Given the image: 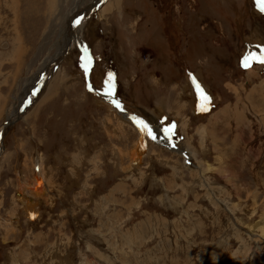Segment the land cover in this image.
<instances>
[{
	"label": "rangeland",
	"instance_id": "rangeland-1",
	"mask_svg": "<svg viewBox=\"0 0 264 264\" xmlns=\"http://www.w3.org/2000/svg\"><path fill=\"white\" fill-rule=\"evenodd\" d=\"M261 50L258 0H0V264H264Z\"/></svg>",
	"mask_w": 264,
	"mask_h": 264
},
{
	"label": "snow or ice",
	"instance_id": "snow-or-ice-1",
	"mask_svg": "<svg viewBox=\"0 0 264 264\" xmlns=\"http://www.w3.org/2000/svg\"><path fill=\"white\" fill-rule=\"evenodd\" d=\"M258 3L260 4L262 10H264V0H258ZM79 22V21H78ZM85 52H87V49H85ZM83 68L85 73H88L90 71L91 65H92V60L91 57L88 55H85L83 57ZM253 62H258L260 64H264V50H261V54L259 56H256L254 54H249L243 58L242 61V66L245 68H248L251 66ZM107 90L104 93V95L108 98H112L114 96L115 92V85L113 83V77L111 74L108 76V80L106 82ZM199 87V86H197ZM91 91V88H89ZM202 104H201V110H207V105L209 104V97L203 93L201 90L200 92ZM112 103L117 107L120 108V104L118 101L112 100ZM138 126L140 127L142 132H145L147 135L151 136L152 139H155V135L152 133L151 129L148 127L147 124H145L143 121H137ZM174 128V126H173ZM173 128H166L164 131L166 135H170L173 131Z\"/></svg>",
	"mask_w": 264,
	"mask_h": 264
},
{
	"label": "bare ground",
	"instance_id": "bare-ground-1",
	"mask_svg": "<svg viewBox=\"0 0 264 264\" xmlns=\"http://www.w3.org/2000/svg\"><path fill=\"white\" fill-rule=\"evenodd\" d=\"M10 0H8V2H9ZM12 2H13V5H14V0H11ZM16 3V2H15ZM99 2H96V4H93L92 6L95 8L96 6H97V4H98ZM31 4V3H30ZM29 4V5H30ZM77 7V6H76ZM9 8H11V10H14V6H9ZM27 8V7H26ZM107 10H105V12H106ZM14 12V11H13ZM26 12V11H25ZM85 14V13H84ZM15 15H16V13H15ZM75 15H78V14H74L73 16H72V18H68V21H67V24H66V26H65V28H64V30H62L61 31V35H60V39H59V43H61L62 44V41H63V35L65 34V31L67 32L68 31V25H69V27H70V23L72 22V20H73V17L75 16ZM13 24H14V22H13ZM72 32V31H71ZM74 36V35H73ZM65 37V36H64ZM69 46V45H68ZM6 48V47H5ZM11 57V56H10ZM48 62V61H47ZM47 62H45V65L47 64ZM199 104L200 105H198L197 106V110L199 109V110H201V104H202V101H200L199 102ZM121 109V108H120ZM122 110V109H121ZM126 114V113H125ZM177 115V114H176ZM126 116V115H125ZM29 119V117H25V120L27 121ZM133 120V119H132ZM112 121V120H111ZM7 123H10V121H8ZM136 124H138V123H136ZM11 125H13V123H11ZM121 126V125H120ZM119 126V127H120ZM113 127V126H112ZM112 127H111V129H112ZM141 133H142V138L144 139L145 137H146V133L145 132H142L141 131ZM141 135V134H140ZM2 140V139H1ZM2 142V141H1ZM145 142V141H144ZM171 146H173L172 144H171ZM143 140H140V142H138L137 143V148H136V150L133 152L134 154H136L135 155V157H136V159H135V161H134V158H132L133 160H132V162H134V164L135 165H138V166H140L141 165V161H142V158H143V153H142V151H143ZM144 152V151H143ZM133 153H132V155H133ZM6 157H8V155H6ZM6 159V158H5ZM4 160V158L2 159V160H0L1 162L0 163H2V161ZM34 161V160H33ZM39 165H43V164H41V163H39ZM39 178L38 177H36L35 178V176H34V178L33 179H31V178H27V180L29 181V182H31L32 180H33V182L34 183H37V187L35 188V191L33 192L34 193V196H36L37 197V200H38V202H40V199L41 198H45V197H47V186H48V183H46V186H44V181H46L45 180V178H44V174H43V166H42V168H39ZM25 176H26V174H25ZM47 182V181H46ZM54 183V182H53ZM27 185V184H26ZM33 186V185H32ZM34 187V186H33ZM20 190H21V193H23L25 190H23V188H20ZM43 198V199H44ZM1 199V198H0ZM50 199H52V198H50ZM45 200H47V199H45ZM12 201H14L15 202V200H12ZM17 201V200H16ZM22 202H24V201H22ZM12 204H13V202H12ZM34 209V208H33ZM32 209V210H33ZM32 210H30V211H32ZM12 212L14 213V210L12 209ZM8 213H9V211H8ZM11 216H13L12 214H11ZM13 218H14V216H13ZM12 219V218H11ZM2 220V219H1ZM2 222H3V220H2ZM1 227V226H0Z\"/></svg>",
	"mask_w": 264,
	"mask_h": 264
},
{
	"label": "water",
	"instance_id": "water-1",
	"mask_svg": "<svg viewBox=\"0 0 264 264\" xmlns=\"http://www.w3.org/2000/svg\"><path fill=\"white\" fill-rule=\"evenodd\" d=\"M4 44H6V42L4 43ZM93 88V87H92ZM93 89H95V88H93ZM199 110V109H198ZM200 111V110H199ZM131 117L133 118V120H134V122H137V121H139L137 118H135L133 115H131ZM2 131L3 130H1V133H2ZM0 139H2V137H0ZM1 141V140H0Z\"/></svg>",
	"mask_w": 264,
	"mask_h": 264
}]
</instances>
